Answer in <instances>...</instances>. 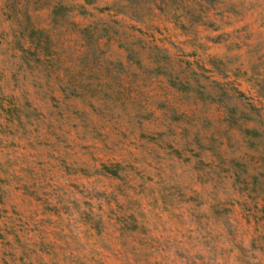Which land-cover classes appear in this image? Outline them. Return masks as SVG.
<instances>
[{"label": "rangeland", "instance_id": "1", "mask_svg": "<svg viewBox=\"0 0 264 264\" xmlns=\"http://www.w3.org/2000/svg\"><path fill=\"white\" fill-rule=\"evenodd\" d=\"M0 264H264V0H0Z\"/></svg>", "mask_w": 264, "mask_h": 264}]
</instances>
